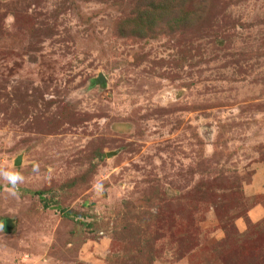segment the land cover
<instances>
[{"label":"rangeland","instance_id":"1","mask_svg":"<svg viewBox=\"0 0 264 264\" xmlns=\"http://www.w3.org/2000/svg\"><path fill=\"white\" fill-rule=\"evenodd\" d=\"M0 168V264H264V0H0Z\"/></svg>","mask_w":264,"mask_h":264},{"label":"clouds","instance_id":"2","mask_svg":"<svg viewBox=\"0 0 264 264\" xmlns=\"http://www.w3.org/2000/svg\"><path fill=\"white\" fill-rule=\"evenodd\" d=\"M39 170V164L33 162L32 171L35 173ZM0 182L6 184L9 190V194L15 196L17 194L18 185L24 182V176L21 172L15 170V168L5 169L0 168ZM101 185L97 184L96 189L99 191L101 189Z\"/></svg>","mask_w":264,"mask_h":264},{"label":"water","instance_id":"3","mask_svg":"<svg viewBox=\"0 0 264 264\" xmlns=\"http://www.w3.org/2000/svg\"><path fill=\"white\" fill-rule=\"evenodd\" d=\"M92 83L103 85L104 83V76L101 73H98L93 79Z\"/></svg>","mask_w":264,"mask_h":264},{"label":"trees","instance_id":"4","mask_svg":"<svg viewBox=\"0 0 264 264\" xmlns=\"http://www.w3.org/2000/svg\"><path fill=\"white\" fill-rule=\"evenodd\" d=\"M69 214H64V216H68Z\"/></svg>","mask_w":264,"mask_h":264}]
</instances>
